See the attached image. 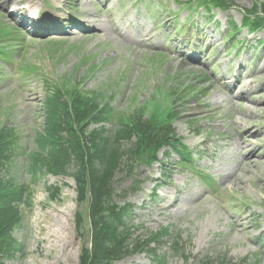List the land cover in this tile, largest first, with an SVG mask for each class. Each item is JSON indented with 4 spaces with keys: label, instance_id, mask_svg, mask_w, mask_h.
Masks as SVG:
<instances>
[{
    "label": "rangeland",
    "instance_id": "1",
    "mask_svg": "<svg viewBox=\"0 0 264 264\" xmlns=\"http://www.w3.org/2000/svg\"><path fill=\"white\" fill-rule=\"evenodd\" d=\"M228 1L234 4L230 11L207 12L198 0H0V31L5 38L4 31L7 38L18 37L0 43L10 53L0 56V127L16 140L7 162L13 169L5 175L29 191L14 231L21 251L4 264H79L88 238L87 202L78 205L75 182L46 173L32 179L28 167L26 156L38 151L35 140L44 130L53 83L65 91L77 87L97 101L101 96L122 122L121 114L133 115L146 105L145 119L153 112L178 113L173 127L192 153L190 167L161 150L156 163L135 173L143 181L141 191L130 193L132 178H125L116 198L121 205L123 192L130 193L135 207L130 225L151 233L169 228L172 236H180L190 260L163 247L159 254L165 264L199 259L264 264V31L248 36L240 28L234 35L230 24L239 28L243 10L264 0ZM26 6L44 13L56 9L62 17L68 11L74 24L65 22L66 28L53 33L26 31L11 14ZM89 14L100 16L106 33L88 28ZM109 17L133 45L120 40ZM230 34L235 36L231 42ZM105 127L111 133L119 128L114 120ZM248 144L252 160L243 167L247 148L238 146ZM166 191L170 194L163 200ZM238 220L243 233L236 230ZM61 226L66 232L57 241L51 232L60 233ZM116 264L157 263L139 255Z\"/></svg>",
    "mask_w": 264,
    "mask_h": 264
},
{
    "label": "trees",
    "instance_id": "2",
    "mask_svg": "<svg viewBox=\"0 0 264 264\" xmlns=\"http://www.w3.org/2000/svg\"><path fill=\"white\" fill-rule=\"evenodd\" d=\"M61 99L59 94L53 93L47 100L52 128L41 135L40 147L44 153H35L33 161L54 174L66 175L71 167H75L71 176L79 195H89V246L83 249L80 264H114L138 253L151 254L158 260L156 251L167 233L136 236V230L127 224L129 205L120 207L114 204L115 185L121 177H132L133 164L148 150L152 156L168 146L185 151L175 136L171 114L161 123L158 117L145 121L140 113L132 117L130 124L121 125L122 129L114 133H108L105 128L87 131L89 122H107L109 112L100 111L95 100L79 93H74L69 106ZM133 136L137 137L138 143L125 150L124 141ZM181 155L183 161L189 160L185 152ZM7 158L6 147L0 145V264L19 252L13 230L19 225V204L25 194L21 187L1 175ZM172 245V250L179 253L178 238ZM183 252L181 249L180 253ZM198 264L212 263L199 261Z\"/></svg>",
    "mask_w": 264,
    "mask_h": 264
},
{
    "label": "bare ground",
    "instance_id": "3",
    "mask_svg": "<svg viewBox=\"0 0 264 264\" xmlns=\"http://www.w3.org/2000/svg\"><path fill=\"white\" fill-rule=\"evenodd\" d=\"M6 5V4H5ZM100 16L99 15H93V14H89L87 17H86V21L87 22H90L91 24L88 25V28L89 27H93L92 29H94L96 32L97 31H100L99 33H106V26L104 25V23L100 22ZM107 23L111 26L112 29L116 30L117 32H119V38L120 40L124 41V42H127V43H131V45L134 44V41L129 39L127 36H126V32L124 30H121L119 29V26H117V23L111 18L109 17L108 18V21ZM100 36V35H99ZM102 37V36H100ZM234 126L241 129V125L238 123V122H234ZM248 129H244L243 132H242V136L243 137H246V134H248ZM229 136H226L223 137V139H228ZM241 138V137H240ZM248 137H247V142H248ZM237 141V140H236ZM235 141V142H236ZM227 144L226 143H223L222 146L225 147ZM249 144L247 146H238L239 150L240 151H244L246 148H247V153L243 152L242 155H243V161H242V164H243V167H246V165H248L249 163H251V151L248 150L249 149ZM170 194V191H166L164 192V194L161 196V198L164 200L167 198V195ZM167 208V206L165 207ZM236 222V230L240 233H243V220H238V221H235ZM57 224L60 225V223L57 221ZM60 233L59 232H55L54 234V231L52 230L51 232V236L55 238V240L57 241H60L63 239L64 235H65V232H66V228L64 226H61L60 227ZM62 234V236H61ZM67 245H64L63 247L66 248Z\"/></svg>",
    "mask_w": 264,
    "mask_h": 264
}]
</instances>
